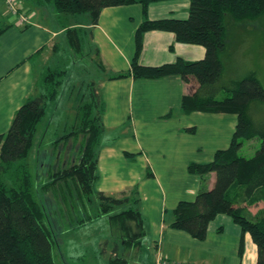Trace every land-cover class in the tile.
I'll use <instances>...</instances> for the list:
<instances>
[{
    "label": "trees",
    "instance_id": "1",
    "mask_svg": "<svg viewBox=\"0 0 264 264\" xmlns=\"http://www.w3.org/2000/svg\"><path fill=\"white\" fill-rule=\"evenodd\" d=\"M161 1L169 0H34L39 6L54 8L59 16L87 13L93 26L99 23L105 8L142 5L144 20L135 32L136 49L130 69L110 79L180 76L191 85L181 102L185 114L216 112L237 115L230 145L218 149L209 162L189 165L191 173L204 175L214 172L216 182L213 188L199 191L192 200L179 201L171 227L204 240L210 223L217 216L227 214L241 227L242 245L245 235L250 234L257 246L256 264H264V208L257 213L250 210L255 203L264 202V120L253 114L254 108L264 103V85L256 72L242 79L224 80L223 61L228 48L227 15L235 21L257 19L264 16V0H188L187 18L150 19L149 5ZM11 26V23L0 19V38ZM153 30L172 32L180 43L202 45L206 49L205 56L199 60L178 57L158 66L143 64L140 57L145 34ZM87 31L82 26L65 29L67 47L78 55H83ZM96 52L98 54V50ZM67 81L68 71L65 69L44 72L38 82V93L23 102L8 131L0 134V264H59L54 254L55 235L48 225L40 190L66 193L62 191V184L75 190L77 206L92 203L96 195L98 215L111 214L112 229L119 232L117 237L121 243H115L108 264H129V260L120 253V245L142 247L148 233L138 199L115 197L95 189L100 176L98 162L105 130L103 116L106 103L94 81L78 86L72 130L54 139L51 148L55 152L60 145L75 141L74 144L78 145L76 161L58 168L54 166L53 172L46 175L50 180L41 186L37 184L40 174L35 175L32 171L30 154L35 148L45 151L38 139L39 126L47 114L49 103L57 105ZM221 92L224 96L218 98ZM66 126L68 129V124ZM254 138L261 139L256 153L252 157L240 154L245 140ZM118 206L124 207L115 212ZM90 219L91 216L87 215L77 224Z\"/></svg>",
    "mask_w": 264,
    "mask_h": 264
},
{
    "label": "rangeland",
    "instance_id": "2",
    "mask_svg": "<svg viewBox=\"0 0 264 264\" xmlns=\"http://www.w3.org/2000/svg\"><path fill=\"white\" fill-rule=\"evenodd\" d=\"M17 4L20 8V0H17ZM54 12L59 16L56 11ZM121 15L126 17V14ZM76 19L77 23H86L90 21V16L87 13L61 14L54 21L59 26L67 25ZM129 21L122 20L118 23L119 27L115 32H112L113 36L114 33L122 35L121 39L112 42L100 35V46L88 30L83 55H78L76 51L67 47L65 36L64 39L63 37L58 39L59 50L51 56L44 72L48 69H65L68 71V81L58 102L56 101L57 105L49 103L47 114L39 126L38 139L40 137L42 144L45 143L48 147V144L59 135L72 130L76 115L74 100L77 96V88L83 82L94 81L101 89L106 103L103 116L105 130L99 151L100 176L95 189L100 191L101 188H105L112 195L139 200L138 205L142 208L148 233L143 239L141 253L143 261L140 263L135 258H130V264H149L154 260L157 263L155 259L157 242L169 239L168 232L164 233L160 224L172 223L174 209L179 201L195 198L188 196L186 188L199 184L206 176V174L191 173L189 165L209 162L213 160L218 148H226L230 145L237 115L216 112H193L184 116L160 114L151 101L145 100L141 103L140 99L142 100V96L153 98L158 94L161 95L165 89L159 86L161 78H137L135 84L129 79H110L115 74L127 72L134 57L127 59L125 54V50L135 44L136 30H133L135 25L130 24ZM225 25L228 43L225 56L228 54V58L223 54L224 80L228 81L235 77L242 79L256 72L264 85V16L253 20L235 21L227 15ZM223 96V92L217 95L218 98ZM253 114L257 119L264 120V103L256 106ZM67 124L68 129H66ZM191 124L192 127L188 128ZM45 146L43 152L40 149L38 151L37 148L33 149L29 158L32 171L35 175L40 174V179H37L39 186L50 180L46 175L53 172L54 166L61 167L65 160V148L70 147L67 145L61 149L60 145L54 152L51 148L47 150ZM260 146L259 138L245 140L240 154L252 157ZM69 154L77 156L74 148L68 151L70 159ZM57 156H60L61 162H58ZM61 187L66 193L40 190V200L47 212V222L55 235L54 254L57 262L108 264L110 258L98 252L101 249L100 240L109 238L110 254L116 240L120 239L117 237L119 232L112 229L109 218L111 214L98 215L96 195L92 203L87 202L86 214L77 212L75 190H72L70 185L62 184ZM121 207L124 206H118L114 211L122 210ZM263 208V201L250 206L255 213ZM87 215L91 216L90 221L80 226L83 227L82 229H77V223ZM214 222H211L204 240L196 239L205 247L204 253L208 257L204 259H212L211 264H221L215 257L223 253L227 257V264H255L250 255L255 245L245 238L242 245L241 227L226 214L225 217H220ZM218 224L224 226L223 232L214 229ZM163 234L164 238L161 236ZM79 245L83 246L80 248L84 251L79 249ZM245 250L247 254L244 259ZM87 251L90 253L88 254ZM131 256L135 257L137 254L133 253ZM175 262L182 264L180 261Z\"/></svg>",
    "mask_w": 264,
    "mask_h": 264
},
{
    "label": "crops",
    "instance_id": "3",
    "mask_svg": "<svg viewBox=\"0 0 264 264\" xmlns=\"http://www.w3.org/2000/svg\"><path fill=\"white\" fill-rule=\"evenodd\" d=\"M19 5L21 11L31 14L32 18L30 24L19 25L16 18L9 12L6 2L0 0V18L12 24V26L0 38V134L8 131L16 112L23 102L29 96L38 93L39 79L43 75L51 56L57 53V46L59 45L58 39L65 36V29L67 27L73 28L82 26L86 28V30L92 31V38L100 46V35H103L110 41L112 40V42L122 38V35L117 33H114V36L112 35V32H115V29L119 27L118 23L122 20H130L129 23L135 25L133 30H137L138 26L144 20L143 7L141 4L136 3L132 5L105 8L101 13L99 23L95 26H93L89 20L86 21V23H77V19L67 25L57 26L54 20L59 16L55 14V10H53L52 7L39 6L34 0H20ZM189 7L190 3L188 0L155 2L148 7V16L150 19L165 17L185 19L189 15ZM121 14H126V17H123ZM64 19L66 18L64 17ZM130 44H132L131 41ZM134 48L135 44L129 46V48L125 50L127 59L134 56ZM205 53L206 49L202 45L180 43L176 41L175 34L172 32L153 30L145 34L144 49L140 61L146 65L158 66L164 63L173 62L178 57H183L188 60H199L205 56ZM226 53L227 51L225 54ZM225 58H228V54ZM119 79H129L133 84L137 83V78H134L133 76ZM159 84L160 87L165 88L161 95L158 94V96L153 98L142 96L140 102L144 103L145 100L151 101L153 107L156 105L155 109L157 110V113L160 114H168L170 116L176 114H179L180 116L186 115L181 108V102L183 96L189 92L191 85L185 83L180 76L163 77L160 79ZM99 92L102 96L100 88ZM188 126V128H191L192 124ZM74 143L75 141L73 143L70 142V144H68L70 146L69 148H65L67 145L65 146L64 144L60 147L61 149H63V147L66 149L65 160L62 163L63 166L69 165L70 162L76 160L71 154H69V156H71L70 159L68 158V151H72L73 148L74 151H77V146H75ZM44 146L45 143L42 144L41 148ZM52 147L53 141L48 145L47 150ZM56 159L58 162H61L60 156H57ZM215 182L216 174L214 172L206 174L205 178L201 180L199 184L186 188L187 194L188 196H196V194L203 189H212ZM100 191L105 192L107 195H112L105 188H101ZM140 209L142 211V208ZM78 211L86 214L88 212V206H77V212ZM220 217H225V214L217 216L214 221ZM214 221H212V223H215ZM88 222L80 225H78V223L77 229H82L83 227L81 228L80 226L85 225ZM212 223H210L209 229ZM160 228L164 233L166 231L168 232L169 239H162L160 242H157L155 248L156 260L160 256H165L171 260L180 261L185 264H211L212 259H204L208 256L204 253L206 250L201 241L199 242L187 232L172 228L171 223L170 225L161 223ZM214 229H216L217 232H223L224 226L218 224ZM161 236L164 238V234ZM108 239L109 238H105V240L99 241L101 242L99 244L101 249L98 254L101 255V253H103V255L110 258L112 252L109 254L108 249L110 241ZM245 240L248 242L252 241L254 244L249 233L246 234ZM116 241L121 243L120 240ZM80 247L83 248V246L79 245V249L84 251V249H81ZM200 249L202 251H199ZM142 250L143 247L127 248L122 244L120 245V253L129 260V264L131 262L130 258H135V260L140 263L143 261V256L141 255ZM87 252L88 254L90 253L89 251ZM133 253L137 254V256L132 257L131 255H133ZM244 254L245 259L247 254L246 250ZM220 255L221 256L215 257L218 262H221V264H227V257L225 254L221 253ZM250 255L253 257L252 260L255 261L256 264V245L253 246ZM149 264H155V260L153 263L151 262Z\"/></svg>",
    "mask_w": 264,
    "mask_h": 264
},
{
    "label": "built area",
    "instance_id": "4",
    "mask_svg": "<svg viewBox=\"0 0 264 264\" xmlns=\"http://www.w3.org/2000/svg\"><path fill=\"white\" fill-rule=\"evenodd\" d=\"M10 13L16 18L19 25H26L31 23V14L25 11H21L18 7L17 0H5ZM157 264H181L179 262H175L165 256H160L157 259ZM184 264V263H182Z\"/></svg>",
    "mask_w": 264,
    "mask_h": 264
}]
</instances>
